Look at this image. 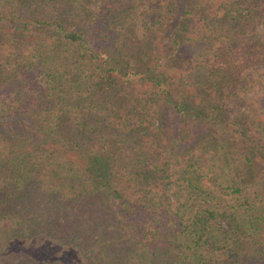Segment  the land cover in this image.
I'll return each instance as SVG.
<instances>
[{
    "label": "trees",
    "instance_id": "16d2710c",
    "mask_svg": "<svg viewBox=\"0 0 264 264\" xmlns=\"http://www.w3.org/2000/svg\"><path fill=\"white\" fill-rule=\"evenodd\" d=\"M0 264H264V0H0Z\"/></svg>",
    "mask_w": 264,
    "mask_h": 264
}]
</instances>
